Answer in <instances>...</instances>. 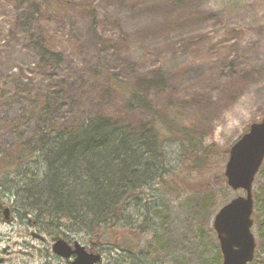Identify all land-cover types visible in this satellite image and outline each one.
<instances>
[{
  "label": "rangeland",
  "instance_id": "rangeland-1",
  "mask_svg": "<svg viewBox=\"0 0 264 264\" xmlns=\"http://www.w3.org/2000/svg\"><path fill=\"white\" fill-rule=\"evenodd\" d=\"M67 1L78 6L47 11L44 0H24L23 5L19 0H0V156L13 146L35 142L38 132L47 130L50 122L66 125L98 110L133 126L153 122L152 113L139 109L129 114L121 109L117 97L107 92L106 74L131 82L136 77L153 79L157 72L168 92L150 93L155 110L170 112V118L179 115L182 127L195 128L199 123L203 132V147H194L188 155L178 143L166 142L171 172L166 180L176 186L167 198L152 203L157 207L166 201L161 209L169 222L158 233L177 241L181 248L173 253L176 258L182 256L190 264H222L213 229L215 215L210 220L209 214L197 212L199 197L217 189L214 177L219 175V183L221 176L225 179L231 146L251 125L264 119V0ZM34 5L40 15V32L63 55L60 66L43 64L35 45L39 38L35 27L29 31L16 26L18 15H33ZM86 5L94 9L95 19ZM18 6L23 10L17 12ZM62 81L72 91L61 100L54 95L60 93ZM182 102L184 113L176 109ZM170 133H163L165 140ZM259 176L254 194H260L264 184ZM14 178V174L5 175L0 185L5 187ZM10 183L6 189L0 188V205L13 213L7 224L0 210V264H71L52 252L56 237L34 228L29 222L32 219L17 209ZM217 190L226 191L224 187ZM222 196L213 197L215 205L223 201ZM239 196L244 192L228 188V202ZM137 206H129L127 218H140L141 222L143 206ZM258 229L253 228L257 242L253 264H264ZM33 232L45 237L46 245L32 238ZM58 234L63 239L66 235L69 244L78 242L88 250L98 244L85 233ZM153 235L152 231L138 241L133 236L127 240L138 242L136 248H148ZM113 249L111 244L100 247L102 264L118 256ZM133 260L129 257L128 264Z\"/></svg>",
  "mask_w": 264,
  "mask_h": 264
},
{
  "label": "trees",
  "instance_id": "trees-1",
  "mask_svg": "<svg viewBox=\"0 0 264 264\" xmlns=\"http://www.w3.org/2000/svg\"><path fill=\"white\" fill-rule=\"evenodd\" d=\"M19 2L24 4V0ZM43 6L47 11H58L78 5L67 0H44ZM87 7L95 19L94 9ZM32 8L33 15H18L16 26L29 31L35 27L39 34L35 45L43 64L60 66L64 61L63 55L55 51L40 32L38 6ZM22 10L19 7L16 11ZM106 75L107 92L117 97L121 109L129 114L139 109L152 113L154 121L133 126L126 119L118 121L98 110V113L80 116L66 125L50 122L47 130L38 132L35 142L13 146L0 156V178L15 175L13 182H5V187L2 184L0 188L6 189L10 183L9 190L14 195L17 209L32 219L29 222L34 228L50 237L59 239V231L85 233L98 242L97 247L92 246L91 249L98 253L105 244L113 245V251L119 254L108 264H128L129 257L134 259L131 264H190L182 256L176 258L173 255L181 248L174 238L158 233V230L164 232L169 222V217L162 216L161 208L165 207L166 201L157 207L152 203L159 198H167L176 186L171 180H166V175L171 174L167 169L166 142L178 143L181 151L191 154L194 147H203L201 125L182 127L179 115L170 118V112L155 110L150 93L168 92L159 73L154 72L153 79L136 77L131 82L121 80L117 75ZM60 86V93L54 97L62 100L69 96L72 88L64 81ZM183 105V102L179 103L176 109L184 113ZM44 107L49 108V101ZM165 131L172 132L167 140L163 135ZM263 167L260 179H264ZM220 179L222 183L218 182L219 175H216L214 183L216 181L217 189L224 187L226 191L214 189L199 197L201 208L197 212L209 214L210 220L218 206L228 203L226 179L223 176ZM225 193L224 198L222 195ZM218 194L223 201L215 205L213 197ZM254 200L256 211L253 219L259 228V247H264V184L261 193L254 194ZM130 205L143 206L140 209L141 222L140 218H127ZM152 231L155 235L148 248H136L138 242L131 244L127 240L128 236H133L138 241L142 235ZM62 236L69 241L66 235ZM154 255L157 257L151 262ZM218 256L221 257L220 252Z\"/></svg>",
  "mask_w": 264,
  "mask_h": 264
},
{
  "label": "water",
  "instance_id": "water-1",
  "mask_svg": "<svg viewBox=\"0 0 264 264\" xmlns=\"http://www.w3.org/2000/svg\"><path fill=\"white\" fill-rule=\"evenodd\" d=\"M264 164V119L250 126L230 149L225 166V178L229 189L243 191L244 196L231 200L215 215L213 229L217 234L223 264H251L257 248L253 234L254 196L256 176ZM9 209L4 210V220L9 222ZM43 239L37 234L33 235ZM52 251L71 264H100L102 257L91 253L78 242L70 245L64 239L57 240Z\"/></svg>",
  "mask_w": 264,
  "mask_h": 264
},
{
  "label": "flooded vegetation",
  "instance_id": "flooded-vegetation-1",
  "mask_svg": "<svg viewBox=\"0 0 264 264\" xmlns=\"http://www.w3.org/2000/svg\"><path fill=\"white\" fill-rule=\"evenodd\" d=\"M3 208H4V206H0V210H2L3 211ZM11 211V210H10ZM4 212V211H3ZM10 213V212H9ZM11 216V217H10ZM10 219L12 218V213H10ZM10 221V220H9ZM11 221H12V219H11ZM10 221V222H11ZM10 222H8V223H10ZM32 238H34V236H33V234H32ZM35 239V238H34ZM36 240H38V241H40L43 245H46V243H47V241L46 240H40V239H36ZM28 247H29V245H28ZM38 252H42V250L41 249H39L38 250Z\"/></svg>",
  "mask_w": 264,
  "mask_h": 264
}]
</instances>
